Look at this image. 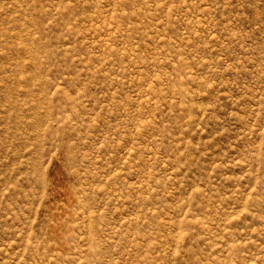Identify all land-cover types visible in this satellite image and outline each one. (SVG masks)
I'll use <instances>...</instances> for the list:
<instances>
[{
    "label": "rangeland",
    "instance_id": "obj_1",
    "mask_svg": "<svg viewBox=\"0 0 264 264\" xmlns=\"http://www.w3.org/2000/svg\"><path fill=\"white\" fill-rule=\"evenodd\" d=\"M0 264H264V0H0Z\"/></svg>",
    "mask_w": 264,
    "mask_h": 264
}]
</instances>
